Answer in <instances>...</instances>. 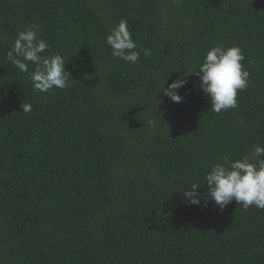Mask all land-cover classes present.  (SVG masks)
Instances as JSON below:
<instances>
[{
	"label": "trees",
	"instance_id": "trees-1",
	"mask_svg": "<svg viewBox=\"0 0 264 264\" xmlns=\"http://www.w3.org/2000/svg\"><path fill=\"white\" fill-rule=\"evenodd\" d=\"M121 19L135 65L106 44ZM33 25L45 55L64 58L67 88L35 91L6 59ZM217 45H238L250 74L219 114L193 73ZM177 78L179 103L160 92ZM255 144L264 0H0V264H264V210L179 192L206 196L211 166Z\"/></svg>",
	"mask_w": 264,
	"mask_h": 264
},
{
	"label": "clouds",
	"instance_id": "clouds-1",
	"mask_svg": "<svg viewBox=\"0 0 264 264\" xmlns=\"http://www.w3.org/2000/svg\"><path fill=\"white\" fill-rule=\"evenodd\" d=\"M106 44L111 48L113 57L123 62L135 65L140 58L136 51L137 43L132 38L128 21L121 19L106 35ZM51 45L42 38L38 26H29L16 35V38L6 53V59L22 73H28L33 89L47 93L53 88L68 87V74L65 60L59 53L45 55ZM149 52L146 49L145 55ZM245 60L242 49L236 46L224 47L217 45L207 50L199 70L193 72L200 80V89L209 98L210 108L219 114L237 107L238 91L244 90L249 83V72L242 63ZM29 63L35 66L29 71ZM187 83L186 79L177 78L167 87L164 95L171 101L179 103L183 97L179 89ZM159 92V93H160ZM23 112L32 110L31 103L26 100L21 103ZM206 196L197 191L198 185H192L186 191H179L190 204L207 206L214 202L221 210L235 200L245 210L251 206L264 210V146L253 145L250 155L231 160L224 157L222 163L211 166L206 173Z\"/></svg>",
	"mask_w": 264,
	"mask_h": 264
}]
</instances>
